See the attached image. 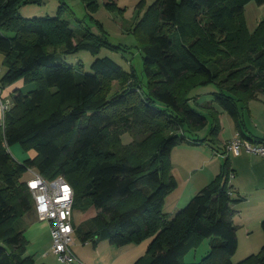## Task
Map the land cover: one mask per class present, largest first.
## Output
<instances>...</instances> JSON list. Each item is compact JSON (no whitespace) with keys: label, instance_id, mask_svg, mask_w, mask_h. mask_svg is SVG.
<instances>
[{"label":"trees","instance_id":"obj_1","mask_svg":"<svg viewBox=\"0 0 264 264\" xmlns=\"http://www.w3.org/2000/svg\"><path fill=\"white\" fill-rule=\"evenodd\" d=\"M35 1L42 0H0V52L7 67L0 82L23 81L0 121V264H36L25 253L22 221L33 208L28 167L48 179L63 175L73 189V209H96L74 227L83 241L106 238L123 245L150 238L145 258L134 264H243L229 257L237 248V234L227 158L213 180L171 217L163 204L177 185L170 172L173 146L207 140L197 131L207 125L208 115L215 137L214 103L238 122L239 102L264 91V18L248 29L243 10L250 0H153L144 8L138 2L131 26L143 12L140 21L154 12L143 45V79L133 64L126 70L108 55L94 57L90 72L64 61L66 52L78 48L96 53L106 38L89 29L75 35L60 7L56 16L17 14L23 2ZM90 2L95 11L99 3ZM200 34L206 43L211 40L209 53L217 52L220 42L245 44L252 62L218 78V59L192 48ZM226 79L230 82L223 84ZM113 81L119 86L108 94ZM206 84L215 86L211 100L194 99L199 108H193L192 89ZM135 127L150 133L137 139ZM121 128L133 131L127 150L112 147ZM13 144L35 155L18 161L9 150ZM130 147L134 156L125 152ZM260 226L264 230V219ZM206 237L210 250L203 261L186 263L184 254ZM246 259L245 264H264V245Z\"/></svg>","mask_w":264,"mask_h":264},{"label":"crops","instance_id":"obj_2","mask_svg":"<svg viewBox=\"0 0 264 264\" xmlns=\"http://www.w3.org/2000/svg\"><path fill=\"white\" fill-rule=\"evenodd\" d=\"M113 1L118 4L126 1L125 3L129 4H126V7L132 6V20L127 19L131 26L137 3L141 1L144 8L153 0ZM102 2H106V0H102ZM248 10L249 12L247 13ZM243 14L248 29L253 30L256 24L264 18V3L257 4L254 0L248 1L244 6ZM6 69L7 67L3 63V54L0 52V77L6 72ZM22 84V79H19L11 84L4 85L1 93L5 98L10 99L14 89L19 88ZM208 85L211 86L208 87ZM214 90L215 86L213 84H206V87L197 86L193 88L190 95L199 103H204L211 100V93ZM203 95L207 96L204 97ZM214 106L218 110L219 130L213 138L222 145V152L207 145L206 153H196L194 158L191 159L195 164L189 168V171L192 172L188 182L193 179L191 187L186 185L180 190L182 182L185 181V176L178 178L174 175L177 185L165 196L163 209L165 208L167 196L173 194L170 200L172 206L170 203L169 209L166 210V213L171 217L178 208L179 198H182L185 194L188 195L187 197H192L201 187L211 182L219 173L224 158H227L231 172L229 174V184L233 186L232 195L236 199L231 204L234 209L232 220L236 225V234L239 231L250 234L257 230L261 220L264 219V155L246 151H241L239 154L226 153L224 144L229 138L236 135L253 139L264 138V91H259L244 104L239 102L238 122L225 110L217 105ZM209 122L210 119H208L207 125ZM197 134L199 138L205 136L204 134L200 136L201 133H198V131ZM206 141L205 139L199 143ZM28 151V156L32 157L35 155L34 150ZM16 160L22 161L23 159ZM80 213V217L75 222L72 216L75 228L81 222L93 217L96 214V209L89 207L86 210H80ZM26 214L27 212L24 216ZM24 222V236L27 240L25 253L30 255L36 264H62L50 247L49 222L38 219L35 208L32 215H29L28 220H24ZM149 240L150 238H146L140 242L115 245L106 238L83 241L75 233L71 248L79 261L75 264H134L139 258H145Z\"/></svg>","mask_w":264,"mask_h":264},{"label":"rangeland","instance_id":"obj_3","mask_svg":"<svg viewBox=\"0 0 264 264\" xmlns=\"http://www.w3.org/2000/svg\"><path fill=\"white\" fill-rule=\"evenodd\" d=\"M90 1L91 0H42L39 2H23L18 7L17 14H20L24 17L46 15L56 16L59 13L60 7V14L69 19V21L71 22V27L75 31V35L79 34L81 30L89 29L96 34H102L104 38H106V42L104 41L96 46V53H94L93 49L91 48H78L75 51L66 52L62 57L64 61L73 64L76 67H80V69H82L84 72H90V63L94 57L108 55L119 62L126 70H129L130 68L129 63L133 64V67L136 69V73L138 74L139 78L143 79V45L145 44L147 31L154 20V12L151 11L150 16L140 21V18L144 14V12L142 11L143 13L141 17L139 19L137 18V21L130 27L129 21H127V19L129 18V20H132V6L126 7L125 5L128 4L125 3L126 1H122L118 4L113 0H106V2L97 0L99 4L98 8L95 11L93 8H91L92 5ZM87 2L89 3L88 5H86ZM248 12L249 10L247 11V13ZM23 14L29 15L25 16ZM91 14L101 22V27L97 24L96 20L92 19ZM202 38L203 34H200L199 38L196 40L192 48L195 49L196 52L200 53L201 51V55L205 58H210L211 60L218 59L217 62L222 68V72L220 73L218 78L225 77V74L236 66L243 65L247 62H252V59L250 57L251 55H249L245 50V44H242L239 41L234 44V46H231L230 43L227 42H220L217 52L209 53L207 50L211 40L206 43ZM228 67H230V69H227ZM229 82L230 80L226 79L223 84ZM118 86V83L113 81L110 85L108 94L116 90ZM200 86L206 87V85ZM210 86L211 85H208V87ZM203 96L206 97L207 95ZM189 102V104L193 108H199L198 106H196V101L194 100V98H190ZM208 107L209 106L205 107L203 110L207 112ZM200 108L202 109V107ZM208 119L213 120V116L208 115ZM210 130L211 127L208 124L207 126H203V128L198 131V133H201L200 136H202L203 134L205 135V138L206 136H208L206 142L194 144L183 141L179 144L174 145L171 149L169 156L170 172L173 175H176L178 178H183V176H185V181L182 182L180 190L186 185H188V187H191L192 185L193 179L188 182L190 173L192 172L189 171V168L190 166H194L195 164L191 161V159L194 158V155L196 153H206L207 145L210 148H216L219 152H222V145L219 141H216L215 139L213 140L214 135L209 133ZM134 131L137 132V139L150 133L148 129H141L139 127H135ZM112 133L113 131H110V135ZM161 136L166 135L163 134ZM189 136L197 137L196 134L192 133L189 134ZM150 138L151 136L148 139ZM132 139L133 131L121 128L117 132V136L112 147L114 149L122 147L124 148V150H127ZM9 150L11 152V155L15 159H24L28 156L29 153V151H23L19 144L11 145ZM125 152H129L131 156H134L132 147H130L128 151ZM80 178L82 177L80 176ZM172 195L173 194L167 196L165 200V208L163 209L164 212L169 209ZM187 196L188 195L185 194L184 196H182V198H179L180 203L178 204V208L176 210L182 208L186 204V202H188L191 197ZM33 211L34 208H31L27 212V214L23 216L22 221H27L29 215H32ZM80 214V210L73 209L72 216L74 222L78 220ZM235 220L237 219L235 218ZM262 245H264V230H262L260 226L257 227L256 231L250 234L239 231L237 233V248L229 257L234 263L244 261L243 264H245L246 262H249L247 261L246 257L256 254L260 250ZM209 250L210 237H206L200 242L198 246L189 249L184 254V261L186 263L202 262L204 256L208 253Z\"/></svg>","mask_w":264,"mask_h":264},{"label":"built area","instance_id":"obj_4","mask_svg":"<svg viewBox=\"0 0 264 264\" xmlns=\"http://www.w3.org/2000/svg\"><path fill=\"white\" fill-rule=\"evenodd\" d=\"M1 89L0 82V118L2 121L4 112L10 106L11 101L3 97ZM224 148L226 153L239 154L241 151H246L264 155V138L257 140L236 135L225 142ZM28 172L26 186L31 193L38 219L49 222L51 250L62 264L79 262L71 248L75 239L71 185L63 175L48 179L33 167H28Z\"/></svg>","mask_w":264,"mask_h":264}]
</instances>
